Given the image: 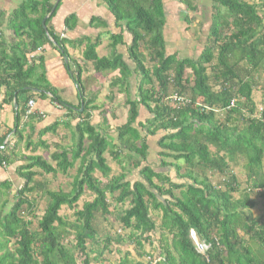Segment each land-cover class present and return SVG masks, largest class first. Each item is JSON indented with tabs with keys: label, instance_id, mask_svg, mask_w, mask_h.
<instances>
[{
	"label": "trees",
	"instance_id": "16d2710c",
	"mask_svg": "<svg viewBox=\"0 0 264 264\" xmlns=\"http://www.w3.org/2000/svg\"><path fill=\"white\" fill-rule=\"evenodd\" d=\"M56 1L22 0L10 13L0 12V107L18 103L14 126L3 137L15 130L16 144L0 149V165L13 166L22 180L9 207L13 182L0 180V264H102L108 254H121L124 244L132 245L136 255L125 250L117 264H152L148 258H159L156 264H264V107L259 110L254 100V92L262 90L264 103L259 80L264 0H213L212 26L197 58L167 52L163 0H102L115 23L132 36L128 58L133 66L114 52L122 32L110 35L112 53L99 56L101 35L71 42L47 28L64 0L53 10ZM180 1L188 10L196 9L195 0ZM5 21L13 32L10 41L2 36ZM64 24L72 30L75 15L67 16ZM68 43L74 48L85 43L80 62L69 55ZM47 44L67 62L80 98L76 108L47 79L41 52ZM142 49L148 52V65ZM87 62L96 73L118 69L117 82L127 94L129 78L136 77V93L127 95L126 122L115 128L116 137L109 132L107 108L99 125L91 123L93 111L103 107L94 103L96 98H85L82 75ZM174 92L191 103L174 107L167 99ZM35 97L49 98L80 118L72 127L75 115L62 121L72 131V143L56 146L50 159L37 151H49L42 138L55 133L59 121L39 131L36 142L24 134L29 122L39 118H25L27 103ZM143 109L147 117L140 114ZM152 137L160 149L157 164L149 161ZM109 158L122 171L113 172ZM77 161L71 189L51 188V177L67 175ZM235 167L243 170V179ZM87 191L90 199L80 207ZM45 195L47 204L38 215V198ZM110 198L116 204L129 203L120 215L127 231L123 235H100L99 217L107 219L116 207ZM66 207L71 216L62 212ZM152 209L162 212L159 223ZM191 228L210 246L206 254L196 251Z\"/></svg>",
	"mask_w": 264,
	"mask_h": 264
},
{
	"label": "crops",
	"instance_id": "0c3cea01",
	"mask_svg": "<svg viewBox=\"0 0 264 264\" xmlns=\"http://www.w3.org/2000/svg\"><path fill=\"white\" fill-rule=\"evenodd\" d=\"M248 1L251 3L252 2L260 3L263 0H248ZM163 2H164V10H165V15H166V24L163 30L165 42H166V37H167L166 33L167 31H170L171 30L170 28L172 27L169 24L173 22L176 23V21L181 22V18L182 20H184L185 23H188L187 25H190L193 22V23H198V25L200 26L201 24L205 26L206 25L205 23H207L208 25L207 31L209 34V30L213 22V9H212L213 0H195L194 2L196 5V9L194 11L188 10L185 4L182 3L180 0H163ZM15 7H16L15 0H0V12L4 11L6 13H10ZM172 9H174L173 12H172ZM174 13L178 14L179 16L178 20L170 19L171 17L172 18L174 17L173 16ZM72 14L75 15L76 17V24L72 30H68L64 24V20L67 16L72 15ZM6 25H7V21H5V23L2 26V33H3L2 36L6 41H10L11 38L13 37L12 36L13 32L8 30ZM47 28L51 29L56 34H59L61 37L71 42L85 39V37H88V39L90 40H95L101 35L102 36L101 44L97 48V50H99L101 47L103 56H108L113 51L110 45V41H111L110 35L112 34L117 35L122 32L123 33L122 42L120 40V44L115 46L114 52L122 53L123 55H125V58L127 59L128 63L131 66L134 65L131 62V60L128 58V47L131 44L132 36L127 31H123L124 29L123 26L117 25L115 23L114 16L109 11V9L107 8V5L103 1L101 2L100 0H64L61 6L58 8L56 15L49 21ZM84 45L85 43L83 44L82 47L74 48L75 46H72L70 43H68L67 49L69 51V55L73 59H77L80 62V59L82 58V54H83ZM104 48L106 50H104ZM166 50H167V42H166ZM41 52H43L44 54L46 76L50 84L57 89V92L59 93L60 96H61V92L62 94H65V95H69V94L72 95L74 92V89L75 88L77 89V87L72 81L71 77L69 76V73L67 72L66 60L63 59V57L60 55L59 51L56 48L48 44L44 46ZM72 66L73 68L75 67V65H72ZM90 66L92 67V70L91 69L89 70ZM83 71H84L83 74H85V77L90 76L89 73L92 74L93 72H95L93 68V64L91 62L85 63ZM107 74L108 75L104 77L105 82L107 81V83L110 84V87L113 86L116 89H118V93H116L117 96L116 98H114L116 101L118 99H122V98H119V96H121L122 94H125V97H126L123 103H125L127 99V95L128 96L132 95V97L135 95L131 93V91L135 90L133 86L136 81V77L134 75L129 78V81L131 82L129 83V85L131 84L133 89H130V94H127L121 91V87L119 86L121 85V83L117 82V78L120 77L119 70L117 69L113 72H108ZM256 75L257 73H255V76ZM259 78L260 79L262 78L261 79L262 84L260 87H263L264 85V73L263 72L260 74ZM82 79H83V75H82ZM256 91H257L256 93L261 92V98L258 102V109L262 110V108L264 107V103H262L263 91L262 90H256ZM96 94L97 96L91 95V97H87V98L88 99L96 98L94 100V103H97L96 101H98L100 98H103L104 95L101 92L100 93L96 92ZM111 94H113V91H111L109 95L106 94L105 98L109 99V96ZM77 97L79 101L76 104H71L72 105L71 107H74V106L76 107L78 103L80 102L78 92H77ZM33 99L35 101V109L38 113L39 118H35L31 122H29L30 126L26 128L24 134L28 136L32 135L33 141L36 142L39 138V131H42L44 127L51 125L53 122L59 121L60 125L58 126V128H62L60 130H58L57 128L55 133L48 132L42 138L46 140L47 143L50 145L49 151L46 154L44 153V155L45 156L48 155L50 157L51 154L57 150L56 146L58 145L65 146V145H70L72 143V131L71 129L66 128L64 124H62V121L63 123L68 121V119L66 118L67 115H70L73 117L76 112L71 111L69 113V111L64 109L62 106H59L60 105L59 103H53L51 99L49 98L43 100V99H40L39 97H35ZM19 100L22 103L25 100V96H23ZM254 100H255V97H254ZM118 103L120 102L118 101ZM110 105L108 107L109 112L107 111L105 116L108 119V124L110 125V127L112 128L114 125H116L115 126L116 128L117 126H120L121 124L125 123L126 120L122 121L121 123L116 122L113 125L112 121L113 120L117 121L118 119L117 115H115L117 104L116 105L110 104ZM17 107H18V103L16 102V100L14 101V104L12 105H5V106L3 105L2 107H0V140H3L2 141L3 145L0 146V149H4V148L10 149V147L16 144L17 138L15 136V130H13L5 138L3 137L6 131L10 128H13L14 126V115H15L14 109H16ZM103 109L105 108H101L99 111H97V109L93 111L92 119H91L92 124H98V125L100 124L101 117L103 115V114L101 115V111ZM125 109H126V112L128 113V108L126 106H125ZM81 110L82 108L80 109V111ZM140 114L142 116L144 114L146 115L145 110L144 109L141 110ZM126 118H127V115H126ZM79 119L80 118L75 115V117L71 119V122L69 121L71 124V127L75 126L76 123L79 121ZM64 130L68 131V134H70L68 143L65 145L60 143V141L59 143L57 142L55 144L51 143L50 140L52 138H55L53 137L54 135L63 137V134L65 132ZM59 132H62V134L60 135ZM20 145H23V143H19V146ZM40 149L37 151V154H41ZM26 151L25 152L23 151V152L27 153ZM46 158L48 159L47 156ZM11 170L13 173V166L6 167V165L4 166L0 165V180H5V179L12 180Z\"/></svg>",
	"mask_w": 264,
	"mask_h": 264
},
{
	"label": "rangeland",
	"instance_id": "374dc122",
	"mask_svg": "<svg viewBox=\"0 0 264 264\" xmlns=\"http://www.w3.org/2000/svg\"><path fill=\"white\" fill-rule=\"evenodd\" d=\"M21 1L22 0H15L16 6L19 5L21 3ZM100 1L102 2V0H100ZM173 11H174V9H172V12ZM173 16L174 17L173 18L171 17L170 19L178 20V18H179L178 14L174 13ZM187 24L188 23H185L184 20H182V18H181V22L176 21V23L173 22V23L169 24L172 27L170 28L171 30L167 31V33H166V35H167V37H166L167 52L168 53H177L178 57H180V58H183V57L197 58L200 55V53L203 50V47L206 43V38H207V34H208V31H207L208 25H207V23H205L206 24L205 26H203L202 24L200 26V25H198V23H193V22H192V24L189 23L190 25H187ZM104 50H106V49L104 48ZM97 52H98L99 56H103L101 47L99 50H97ZM143 52L145 53L144 54V58H145L144 61H145L146 65H148L149 64V62L147 60L148 52L145 51V49H143ZM262 65H263V70H264V63ZM90 69L92 70L91 66L89 67V70ZM263 70L260 71V73H262V72L264 73ZM186 73L189 74L190 70L189 69L186 70ZM89 74H90V76H88V77H85V74H83V84L85 86V98L91 97V95H95L96 92L97 93L101 92L104 95V97L100 98V99L98 98L99 100L96 101L97 102V103H95L96 105L103 107V108H107V111H108V107L110 104H114V105L117 104V109L115 110V115H117L118 119H117V121L116 120L112 121L113 125L116 122L121 123L122 121L126 120V115L128 113L126 112L125 104L123 103V101L126 98L125 94H122L121 96H119V98H122V99H118L116 101L114 98H116V96H117L116 93H118V89H116L113 86L110 87V84L107 83V81L105 82L104 77H106V75H108L107 72H105V71L99 72V73L93 72L92 74L91 73H89ZM259 80H260V84H262V80L261 79H259ZM119 86H121V85H119ZM129 87H130V89H133L131 84ZM111 91H113V94H111L109 96V99H106L105 95L106 94L109 95V93ZM77 92L78 91L75 88L72 95L71 94L65 95V94H62V92H61V96H62L63 100H66L69 104H76L79 101L78 97H77ZM256 92L257 91H255V93H254V97H255V100L258 104V102L261 98V92H258V93H256ZM131 93L135 94V90L131 91ZM131 97H132V95H131ZM118 101L120 103H118ZM74 108H76V107L74 106ZM147 113H146V116H148ZM115 126L116 125L113 126L114 128L113 127L111 128V131H109V132H111V134L114 137H116V135L114 133ZM60 129H62V128H58V130H60ZM64 131L65 132L63 134V137L54 135L53 137H55V138H52L50 140L51 143L55 144L57 142L59 143V141H60V143H62L64 145L67 144L69 141V135L70 134H68V131H66V130H64ZM59 133H60V135L62 134V132H59ZM57 137H59V138H57ZM156 138L157 137H152L149 139V142H148L150 144L149 161H151V163H153V164H157L159 162V159H160V156L158 155V152L160 149L157 145V142H156L157 139ZM21 150L24 152L26 151L24 144L21 145ZM40 150H41L40 151L41 154L44 155L45 151L43 149H40ZM26 152H27V154H30L28 150ZM46 156L48 157V159H50V157L48 155H46ZM164 159H166L167 161L171 160L170 158H164ZM108 161L110 162V164L114 170L113 172L118 174L120 171H122L121 167H119L116 163L111 161L110 158ZM240 161H241V163H244L245 159H241ZM78 166H79V162L77 161L75 167L73 169H71L67 175L59 173L56 177H51L52 178V181L50 183L51 188L54 189V188H61L62 187L63 189H65L67 191L70 190L71 189V183L73 181L74 175L77 172ZM13 170H14V167H13ZM162 170H166V168H164ZM235 171L238 174V176H240V178L243 179V177L245 176L243 174V170L240 169V167H238L235 169ZM11 174H12L13 186H12L11 193L9 194V196H7V198H8L7 207H9L11 205V203L14 201V195L16 194V190L19 189L22 185V180L19 177L16 178L14 173H12V170H11ZM136 174H137V169L135 170L134 174H132L130 176V179L133 180L134 176ZM90 194L91 193L88 191L84 194V196L82 197V199L80 200V203H79L80 207L82 206L83 201L90 199ZM47 201H48V198L46 195L42 196L41 198H38L37 209H36L38 215L43 214V211H44V208L47 204ZM110 201L112 204H116L115 201H113L111 198H110ZM128 207H129V203H126L124 205L116 204V207L114 209H112L113 212H112L111 216H108L107 219H104L103 216H100L98 219L100 235H102L104 233V231H107L111 236H115L117 233H121L122 235L127 233V231L122 228V224L120 222V215L122 213V210L126 209ZM260 207H261V209L263 208L262 206H260ZM258 210H260V209H256L255 211H257V212H255V213H258ZM62 212L71 216L70 210L67 207L64 208ZM151 216L159 223L160 218L162 216V212L161 211H155L152 209L151 210ZM37 220H38V218L34 219V222H35L34 227H36V224H37L36 221ZM32 229H34V228H32ZM100 239L103 240L102 237ZM71 243L73 244L75 242H71ZM94 248L97 249L96 246H94ZM133 249H134V247L132 245L124 244L122 246V248L119 249V251H121V254H118V255L117 254H111V255L108 254L107 255L108 260L102 264H117L118 258L124 256L125 250L131 251L133 255H136V253L134 252ZM149 249H150V246L146 245V250H149ZM133 255H130V257H134Z\"/></svg>",
	"mask_w": 264,
	"mask_h": 264
},
{
	"label": "built area",
	"instance_id": "2783aa9c",
	"mask_svg": "<svg viewBox=\"0 0 264 264\" xmlns=\"http://www.w3.org/2000/svg\"><path fill=\"white\" fill-rule=\"evenodd\" d=\"M167 99L169 100V102H171V104L174 107H179L181 105L191 103L190 99L187 98V96H185L183 94L176 93V92L172 93V95H170ZM195 105L201 107L202 103L197 102ZM34 114H38V113L35 109V101H34V99H31L27 103L25 118H27V116H29V115H34ZM190 236H191V239L194 243L196 251L199 254H206V252L209 250L210 246L205 242V240L197 233V231L194 228L190 229ZM148 260L152 264H156L157 261L159 260V258H157V259L156 258H153V259L148 258Z\"/></svg>",
	"mask_w": 264,
	"mask_h": 264
},
{
	"label": "water",
	"instance_id": "95a60500",
	"mask_svg": "<svg viewBox=\"0 0 264 264\" xmlns=\"http://www.w3.org/2000/svg\"><path fill=\"white\" fill-rule=\"evenodd\" d=\"M59 2V0H57L56 1V3H55V6H54V8H53V10L55 9V7L57 6V3ZM43 26L46 28V25H45V21H43Z\"/></svg>",
	"mask_w": 264,
	"mask_h": 264
}]
</instances>
